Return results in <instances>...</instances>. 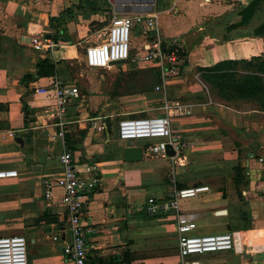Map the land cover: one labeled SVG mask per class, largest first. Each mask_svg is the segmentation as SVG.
I'll use <instances>...</instances> for the list:
<instances>
[{
    "label": "crops",
    "instance_id": "1",
    "mask_svg": "<svg viewBox=\"0 0 264 264\" xmlns=\"http://www.w3.org/2000/svg\"><path fill=\"white\" fill-rule=\"evenodd\" d=\"M250 1L0 0V170L17 172L0 178V237H24L27 264H73L63 252L69 230L61 191L52 185L50 199L44 197L45 183L62 173L57 156L63 145L80 176L90 177L85 166H91L98 180L82 217L88 258L180 264L175 214H148L145 204L175 188L204 185L208 190L181 200L180 210L195 214L192 235L229 232L232 248L189 258L200 264H264V111L242 99L217 100L197 71L222 60L264 57V33H253L264 20V0L247 25L235 27ZM113 4L131 23L130 56L104 69L109 81L101 89L93 78L75 77L71 66L108 26ZM50 17L65 27L52 56L30 43L33 36L53 34ZM147 19L153 27L144 29ZM156 37L177 44L184 56L176 74L145 87L133 78L139 72L154 76L158 69L140 60ZM46 58L56 62L54 76L36 77L37 62ZM25 75L34 78L21 82ZM53 82L84 85L86 92L57 115L53 94L45 91ZM176 104L190 114L179 113ZM167 114L173 137L186 146L171 148L165 158L151 156L144 140L116 136L121 118ZM93 120L104 129L92 127ZM126 146H139L142 157L125 160Z\"/></svg>",
    "mask_w": 264,
    "mask_h": 264
},
{
    "label": "built area",
    "instance_id": "2",
    "mask_svg": "<svg viewBox=\"0 0 264 264\" xmlns=\"http://www.w3.org/2000/svg\"><path fill=\"white\" fill-rule=\"evenodd\" d=\"M109 17L108 26L102 33L85 47L83 60L88 68L108 69L115 61H127L130 56V34L131 23L129 19L120 16L114 9ZM144 29L151 28L152 20H145ZM33 49L42 50L53 55L55 42L46 36L36 35L30 38ZM162 43L158 38L147 50L144 56L140 57L143 61H154L160 72L161 82L177 73L178 62L173 52L164 54L161 50ZM44 91V90H43ZM46 92L53 94L55 111L60 115L65 111L66 105L71 98L79 96V91L75 86L53 82ZM178 112L190 114L189 109L180 104H176ZM169 114L165 116L151 117H124L117 121L116 136L119 140L133 141L144 140L147 142V151L153 157L165 158L167 146L172 150L183 148L185 142H178L172 135L170 128ZM92 127L97 131L104 129L103 124L92 121ZM8 135L13 137L14 133L9 131ZM61 140L63 132L57 134ZM63 144V140H62ZM62 173L52 184L45 183L44 197L50 199L52 185L60 191V201L65 209L66 220L69 230V241L64 245L63 252L67 259L73 264H87V247L85 244V229L83 224V212L86 206L88 195L95 190L98 180L93 176L91 166H85L87 172L91 174L88 178L80 176L74 163L72 152L62 147L57 156ZM16 170H0V178L15 177ZM208 190L207 186L197 185L187 188H175L165 199L148 197L145 210L148 214L172 211L176 216L177 222V254L180 264H200L198 260L190 259L191 256L217 251L230 250L232 248V237L229 232L211 235H192L191 231L195 228L194 213H185L180 210V201L193 198L200 193ZM56 237H53L55 240ZM0 264H27L26 242L22 236H3L0 237Z\"/></svg>",
    "mask_w": 264,
    "mask_h": 264
},
{
    "label": "trees",
    "instance_id": "3",
    "mask_svg": "<svg viewBox=\"0 0 264 264\" xmlns=\"http://www.w3.org/2000/svg\"><path fill=\"white\" fill-rule=\"evenodd\" d=\"M262 0H251L240 12V20L235 27L247 25L256 8ZM67 12V11H65ZM58 18H49L50 26L53 29L51 40L55 43L59 40V33L65 30V27L55 25ZM253 33L260 35L264 33V20L254 28ZM164 54L173 52L177 57L182 58L184 53L177 44H162L161 48ZM186 63L185 60H183ZM56 62L49 59H42L36 65V77L54 76ZM180 67L177 66V70ZM199 77L207 88L214 93L213 95L219 101L225 103L235 102L239 99L253 103L257 109L264 111V57L255 56L249 60H222L215 64L198 68ZM33 76L25 75L21 82L27 79H33ZM153 82H161L160 72L154 70ZM209 91V92H210ZM87 264H106L88 258Z\"/></svg>",
    "mask_w": 264,
    "mask_h": 264
},
{
    "label": "rangeland",
    "instance_id": "4",
    "mask_svg": "<svg viewBox=\"0 0 264 264\" xmlns=\"http://www.w3.org/2000/svg\"><path fill=\"white\" fill-rule=\"evenodd\" d=\"M132 31V30H131ZM101 36H102V33H101ZM130 40H131V34H130ZM131 44V42H130ZM78 53H82L81 52V49L79 47L76 48ZM73 61V64L71 66V70L73 72V75H75V77L79 76V80H83L85 81L86 79H91L93 78L94 80H97L100 84V87L99 88H103L104 87V82H108L109 81V77H108V74L106 72V70L104 69H98V68H88L85 63H84V60L82 59V56L77 59V57H75V59H72ZM150 62H153L155 64L154 61H150ZM153 74L152 73H149V74H146L145 72H139V75L136 76V77H131L129 79H126L125 80L127 81H130V79H136L137 81L141 82L142 86L144 85L145 87H149V81L151 82V80L153 79L152 78ZM78 84H82L81 82H79ZM108 84V83H107ZM133 87V85H128L127 88L129 87ZM84 85H83V88H80L79 86H77L78 88V91H79V96H80V93H84L86 91H84ZM131 87V88H132ZM135 88V87H134ZM134 142L135 141H140L139 139L137 140H133Z\"/></svg>",
    "mask_w": 264,
    "mask_h": 264
},
{
    "label": "water",
    "instance_id": "5",
    "mask_svg": "<svg viewBox=\"0 0 264 264\" xmlns=\"http://www.w3.org/2000/svg\"><path fill=\"white\" fill-rule=\"evenodd\" d=\"M50 37L51 36L49 34L46 35V38L50 39ZM123 62H124L123 60H120V61L112 62V64L116 65V64L123 63ZM16 141L19 142V139L16 138ZM166 151H167L168 155H170L172 153L171 147L169 145L167 146ZM123 157L127 161L139 160L142 157V150L139 146H126L123 149Z\"/></svg>",
    "mask_w": 264,
    "mask_h": 264
}]
</instances>
